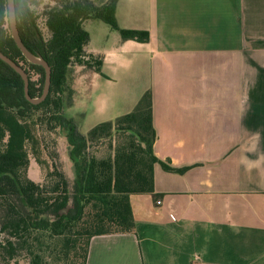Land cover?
Segmentation results:
<instances>
[{
    "label": "crops",
    "instance_id": "1",
    "mask_svg": "<svg viewBox=\"0 0 264 264\" xmlns=\"http://www.w3.org/2000/svg\"><path fill=\"white\" fill-rule=\"evenodd\" d=\"M121 16L150 34L120 51L150 79L154 156L188 170L156 164L135 234L93 237L86 264H264V0H118ZM89 52L91 80L109 63Z\"/></svg>",
    "mask_w": 264,
    "mask_h": 264
},
{
    "label": "trees",
    "instance_id": "2",
    "mask_svg": "<svg viewBox=\"0 0 264 264\" xmlns=\"http://www.w3.org/2000/svg\"><path fill=\"white\" fill-rule=\"evenodd\" d=\"M23 45L51 68L47 98L30 104L21 77L0 60V264H86L96 236L135 234L130 196L154 195L156 164L182 174L154 156L150 91L134 109L81 135L64 114L67 74L72 66L101 74L103 56L86 53L90 37L82 29L98 20L122 42L147 44L144 30L121 29L118 0H54L43 11L49 37L38 24L42 0H14ZM0 52L28 75L31 98L41 96L45 72L29 63L11 38L7 0H0ZM33 76L36 79H33ZM40 113V115H38ZM58 128L64 157L51 153L40 130ZM61 140V141H62ZM41 156H44L42 158ZM43 172H45L43 174Z\"/></svg>",
    "mask_w": 264,
    "mask_h": 264
},
{
    "label": "rangeland",
    "instance_id": "3",
    "mask_svg": "<svg viewBox=\"0 0 264 264\" xmlns=\"http://www.w3.org/2000/svg\"><path fill=\"white\" fill-rule=\"evenodd\" d=\"M92 1L99 5L107 0ZM124 2L130 5V0ZM51 5H54V0H42V5L36 8L38 24L45 39L49 37V33L44 24L43 11ZM117 24L121 29H134L137 26L133 20L122 16ZM82 29L88 33L91 41L86 53H91L89 49L106 53L109 63L103 69L102 76L94 75L91 80L87 68L72 66L67 74L64 114L73 121L81 135H86L95 126L104 122H114L117 118L130 113L144 92L149 89L150 79L143 61V67L141 68L139 64L136 68V59L141 60V53H137L134 48L120 51L122 40L108 25L98 20H87L82 23ZM33 79L36 77L33 76ZM40 133L48 150L55 153V161H58L56 155L59 153L60 157H64L63 140L58 128L51 132L45 128L40 130ZM27 262L25 258L18 260V264Z\"/></svg>",
    "mask_w": 264,
    "mask_h": 264
},
{
    "label": "water",
    "instance_id": "4",
    "mask_svg": "<svg viewBox=\"0 0 264 264\" xmlns=\"http://www.w3.org/2000/svg\"><path fill=\"white\" fill-rule=\"evenodd\" d=\"M7 5H8V21H9V28H10V34L11 38L14 41L15 45L17 48L20 50L22 53L23 57L31 64L40 66L44 72H45V82H44V87L43 91L40 97L38 98H31L29 96V91H28V85H29V78L26 72L16 63H14L11 59L6 57L4 54L0 52V60L3 61L5 64H7L10 68H12L15 73H17L24 84V95L26 100L32 104V105H39L42 102L45 101L49 94L50 90V84H51V68L47 64L46 61H44L41 57L33 55L28 49L23 45L19 32L17 29V20H16V13H15V1L14 0H7ZM13 23L15 25V32L12 33L13 29Z\"/></svg>",
    "mask_w": 264,
    "mask_h": 264
},
{
    "label": "clouds",
    "instance_id": "5",
    "mask_svg": "<svg viewBox=\"0 0 264 264\" xmlns=\"http://www.w3.org/2000/svg\"><path fill=\"white\" fill-rule=\"evenodd\" d=\"M15 25H14V23H13V29H12V33H14L15 32Z\"/></svg>",
    "mask_w": 264,
    "mask_h": 264
}]
</instances>
